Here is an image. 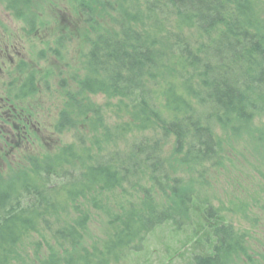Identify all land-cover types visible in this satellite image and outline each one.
Listing matches in <instances>:
<instances>
[{
    "label": "trees",
    "instance_id": "obj_1",
    "mask_svg": "<svg viewBox=\"0 0 264 264\" xmlns=\"http://www.w3.org/2000/svg\"><path fill=\"white\" fill-rule=\"evenodd\" d=\"M1 1L15 18L32 4ZM79 11L94 36L54 127L74 141L0 183V264H119L192 217L189 264H259L256 220L234 228L194 185L232 161V144L264 150V0H83ZM254 200L226 212L245 220Z\"/></svg>",
    "mask_w": 264,
    "mask_h": 264
},
{
    "label": "rangeland",
    "instance_id": "obj_2",
    "mask_svg": "<svg viewBox=\"0 0 264 264\" xmlns=\"http://www.w3.org/2000/svg\"><path fill=\"white\" fill-rule=\"evenodd\" d=\"M82 1L32 0L29 14L15 19L0 0V49L6 48L4 55L0 53V95H14L30 74L35 84L31 97L17 104V111H25L30 116L23 135L12 137L10 128L6 127L11 135L7 139L5 131H0V183L74 141L75 130L56 133L54 127L65 89L70 86L73 89L72 79L83 75L82 58L88 50L86 37L94 36L93 32L83 29L79 11ZM20 62L25 65L21 70L17 67ZM261 122L264 123L256 124ZM227 150L232 161L221 169L210 168L202 180H195L194 188L215 209H224L221 215L234 228L248 230L251 221L256 220L253 232L258 257L255 260L263 264L264 150L253 148L247 141L234 143ZM254 199L256 204L253 202L245 220L226 212L231 209L230 201L246 200L251 204ZM194 221L192 217L186 226L189 228L181 231L164 225L144 236L140 244H135L137 250L124 252L119 264H189L195 249L190 230ZM99 229L98 224L90 225L89 234L96 235Z\"/></svg>",
    "mask_w": 264,
    "mask_h": 264
},
{
    "label": "flooded vegetation",
    "instance_id": "obj_3",
    "mask_svg": "<svg viewBox=\"0 0 264 264\" xmlns=\"http://www.w3.org/2000/svg\"><path fill=\"white\" fill-rule=\"evenodd\" d=\"M31 26L32 25H30V27ZM0 53L4 55V53H6V48L0 49ZM23 66L25 65L21 62L17 65L19 70H21ZM21 83L22 84H20V86L14 92V95H10L9 93H7L4 97H1L0 95V131H5L4 135L7 139H10L11 137L9 134L10 130L12 137L15 135V137L18 136L19 138L23 135V131L29 125L28 120L30 119V116L24 114L25 111H17V104L22 102L24 99L31 97V95L35 92L32 75L30 74L25 77ZM21 124H23L22 129L19 128V125ZM6 127L10 128V130H6Z\"/></svg>",
    "mask_w": 264,
    "mask_h": 264
}]
</instances>
